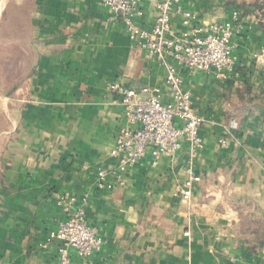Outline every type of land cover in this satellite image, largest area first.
Segmentation results:
<instances>
[{
    "label": "crops",
    "instance_id": "0c3cea01",
    "mask_svg": "<svg viewBox=\"0 0 264 264\" xmlns=\"http://www.w3.org/2000/svg\"><path fill=\"white\" fill-rule=\"evenodd\" d=\"M180 5L200 25L238 15L233 74L220 79L167 57L205 118L202 180L188 204L178 196L186 146L125 171L111 154L119 131L135 124L109 84L159 89L168 103L164 63L102 0L0 1V264H57L50 235L81 203L104 247L89 259L71 249L72 264H264V29L230 0ZM141 7L136 22L149 29L155 3ZM183 28L174 15L171 33ZM101 170L111 188H97Z\"/></svg>",
    "mask_w": 264,
    "mask_h": 264
},
{
    "label": "built area",
    "instance_id": "2783aa9c",
    "mask_svg": "<svg viewBox=\"0 0 264 264\" xmlns=\"http://www.w3.org/2000/svg\"><path fill=\"white\" fill-rule=\"evenodd\" d=\"M152 1L157 11L151 28H144L136 22L143 14L141 3ZM103 4L126 23L130 37L138 41L148 56L162 61L166 67V82L171 87L172 101L163 102L159 89L144 86L140 89L109 84V89L120 95L119 103L124 108L128 122L134 128L125 127L119 131L115 146L111 151L119 158L118 169L125 171L145 159L149 154L157 161L162 156H171L184 146L187 155L184 170L187 178L179 189L180 200L190 203L194 188L202 178L195 171L204 140L200 129L205 123L203 115L194 107L192 94L184 87L182 78L167 57H175L188 70L215 72L220 79L233 74L237 68V57L231 40L238 25V15L231 21H214L206 25L198 24L196 16L181 7V0H102ZM179 15L183 30L171 33L172 19ZM232 125H238L235 119ZM220 144L228 147L226 139ZM105 170L98 173L96 186H106ZM76 197H61L59 202L75 203ZM67 217L50 235V240H58L57 264H72L70 250L74 249L81 259H89L100 253L104 239L87 221L84 205L67 206ZM189 234V232H186Z\"/></svg>",
    "mask_w": 264,
    "mask_h": 264
},
{
    "label": "trees",
    "instance_id": "16d2710c",
    "mask_svg": "<svg viewBox=\"0 0 264 264\" xmlns=\"http://www.w3.org/2000/svg\"><path fill=\"white\" fill-rule=\"evenodd\" d=\"M230 2L236 4L242 14L257 13L264 29V0H230Z\"/></svg>",
    "mask_w": 264,
    "mask_h": 264
},
{
    "label": "rangeland",
    "instance_id": "374dc122",
    "mask_svg": "<svg viewBox=\"0 0 264 264\" xmlns=\"http://www.w3.org/2000/svg\"><path fill=\"white\" fill-rule=\"evenodd\" d=\"M0 1H1V0H0ZM0 11H1V7H0ZM5 52H6V51L4 50V56H5ZM4 97H5V96H4Z\"/></svg>",
    "mask_w": 264,
    "mask_h": 264
}]
</instances>
